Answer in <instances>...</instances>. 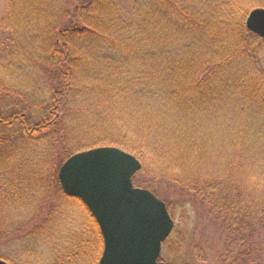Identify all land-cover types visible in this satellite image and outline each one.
I'll use <instances>...</instances> for the list:
<instances>
[{"label":"trees","instance_id":"16d2710c","mask_svg":"<svg viewBox=\"0 0 264 264\" xmlns=\"http://www.w3.org/2000/svg\"><path fill=\"white\" fill-rule=\"evenodd\" d=\"M259 7L264 0L206 11L188 0H133L126 19L115 0H11L0 65V251L40 244L80 207L88 224L69 247L76 257L62 262H84L92 248L97 264L99 227L58 174L75 154L117 147L142 164L136 188L183 216L191 205L221 235L211 259L200 247L192 259L264 264V40L246 27ZM23 208L34 215L15 221Z\"/></svg>","mask_w":264,"mask_h":264},{"label":"water","instance_id":"95a60500","mask_svg":"<svg viewBox=\"0 0 264 264\" xmlns=\"http://www.w3.org/2000/svg\"><path fill=\"white\" fill-rule=\"evenodd\" d=\"M246 27L264 39V8L249 13ZM141 169L136 156L98 147L73 155L59 171L63 193L79 199L99 226L104 241L99 264H166L160 261L162 245L175 221L165 202L134 186Z\"/></svg>","mask_w":264,"mask_h":264},{"label":"rangeland","instance_id":"374dc122","mask_svg":"<svg viewBox=\"0 0 264 264\" xmlns=\"http://www.w3.org/2000/svg\"><path fill=\"white\" fill-rule=\"evenodd\" d=\"M10 1L11 0H0V65L3 64L1 61L3 59L2 57H4L3 47L9 49L8 45L11 44L9 40L10 35L3 30V21L7 6L9 5ZM115 1L119 5L121 14L126 19H130L133 8V0ZM188 1H194L197 3L199 8L206 11L211 9L212 6L222 4L227 0ZM179 207V205H175L173 212L169 211L171 212L170 214L175 221L174 227L179 230L178 234H175L171 237L169 245L163 246L160 261L166 264H200L197 262L198 260L192 259V255H196L197 247L206 249L210 257L208 259H211L214 253L217 251L219 252L222 249L223 241L221 235L216 234L213 230L206 231L204 228L205 222H202L201 224L198 223V220L200 219H197L198 216L193 212V207L191 205L186 208V213L189 215L184 214V216L182 215V213H184L182 207ZM33 210L34 209L27 211V208H25V210L24 208L19 210L17 216H15V221L20 222L21 220H25V218L31 217V214L34 215ZM87 219V215L82 209H80V207L72 208L68 215L65 216V218L60 223H57V225L52 228L51 232L48 234V237L46 236V239L43 237V240L40 241V244L39 241L35 240L33 241L34 245L31 246L26 244H22V246L15 245L12 253L5 251L4 253H6V255L0 251V258L8 259V262L10 261L9 264H66V262H62V259L64 260L66 257L70 256L73 258L76 257L74 254L69 255V247L71 248V246L75 247L76 245L81 244L80 234L85 232L88 224ZM61 227L63 230L57 234L59 235L57 237L56 232L60 231ZM70 236L72 238H70ZM70 239H72V241H70ZM25 249L28 251L30 250L29 256L27 255V257H23V255H21V253L25 252ZM59 249L62 251H59ZM92 251V248L88 250V258L86 261L83 262V259H78L79 262L77 261L76 264H94L93 261L95 260V255ZM213 251L216 252L213 253ZM77 255V257H79L80 253H77Z\"/></svg>","mask_w":264,"mask_h":264}]
</instances>
